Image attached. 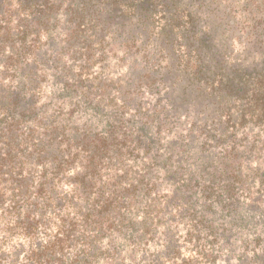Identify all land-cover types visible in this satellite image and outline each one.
<instances>
[{
  "label": "trees",
  "instance_id": "1",
  "mask_svg": "<svg viewBox=\"0 0 264 264\" xmlns=\"http://www.w3.org/2000/svg\"><path fill=\"white\" fill-rule=\"evenodd\" d=\"M100 51L124 73L100 67L93 85ZM106 82L121 107L90 96ZM88 112L101 120L78 127ZM233 117L264 119V0H0V264H152L158 228L165 257L195 178L216 175L207 143L237 162L220 128ZM158 175L170 184L154 206Z\"/></svg>",
  "mask_w": 264,
  "mask_h": 264
},
{
  "label": "rangeland",
  "instance_id": "2",
  "mask_svg": "<svg viewBox=\"0 0 264 264\" xmlns=\"http://www.w3.org/2000/svg\"><path fill=\"white\" fill-rule=\"evenodd\" d=\"M117 57L120 56L106 53V51L95 53L94 60L97 65H88L84 70L88 75L87 80L96 85L100 81L99 73L101 74L103 70L112 77H115L117 72L124 73V70L115 64ZM100 67L105 69L99 70ZM73 71L77 72V69ZM48 89H50L49 86ZM119 89L120 86L117 83L106 82L101 93L93 91L90 96L98 97L99 94L104 93L109 96L106 93L108 91L111 93L108 99H113V104L118 107L121 105L117 94ZM54 90L59 91L55 86ZM123 110L125 121L130 120V116L134 118V111H129L127 108ZM89 114L91 119V113ZM76 116L77 113L72 115L74 121ZM78 117H81L77 121L80 128L89 125L91 121L94 128L102 118L99 115L90 120L82 114ZM227 120L224 118L221 120L223 124L220 128L226 129V136L231 141L230 147L236 148L235 166L230 167L231 171L227 170V162L223 159L226 151L222 145L225 144L207 143V146H213L212 149L217 157L214 165L216 175L211 180L204 176L195 178L200 184L197 183L194 188L196 192L191 206L185 208L180 215L182 219L178 223L176 220L171 225V228H176H173L176 233V242L165 257H157L159 255L157 250L162 244V240L159 239L162 229L158 228L157 235H152L150 250L147 253V261L150 259L152 264H264V119L260 124L257 122L256 125H252L250 120L246 125L235 127L234 124L238 121L233 117L225 127L224 123ZM104 123L99 127L104 126ZM219 136L218 133L216 141ZM125 147H128L129 154L122 160L127 164L125 169L129 170L131 166L130 171L137 173L139 166L134 168V146L127 143ZM157 151L159 155H165L163 149L153 148V154L150 156L154 157ZM142 156V153L136 155L137 163L144 161ZM148 162L153 163L149 160ZM148 162L145 164L149 167ZM126 181L131 183L134 180ZM150 181L152 186L150 185L149 198L154 199L151 205L156 206L160 197L169 191L170 183L159 175L151 177ZM109 183L114 184L116 181ZM66 187L67 185L63 186V189ZM211 227L215 228L212 233ZM136 258L138 260L140 257ZM134 263H137L136 260Z\"/></svg>",
  "mask_w": 264,
  "mask_h": 264
}]
</instances>
